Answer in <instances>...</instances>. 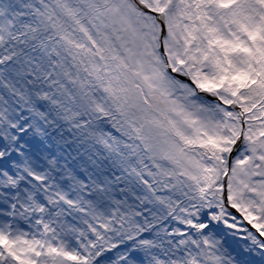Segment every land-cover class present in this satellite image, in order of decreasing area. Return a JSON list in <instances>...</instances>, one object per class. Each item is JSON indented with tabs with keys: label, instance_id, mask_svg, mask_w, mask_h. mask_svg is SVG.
Returning a JSON list of instances; mask_svg holds the SVG:
<instances>
[{
	"label": "snow or ice",
	"instance_id": "snow-or-ice-1",
	"mask_svg": "<svg viewBox=\"0 0 264 264\" xmlns=\"http://www.w3.org/2000/svg\"><path fill=\"white\" fill-rule=\"evenodd\" d=\"M0 264H264V0H0Z\"/></svg>",
	"mask_w": 264,
	"mask_h": 264
}]
</instances>
